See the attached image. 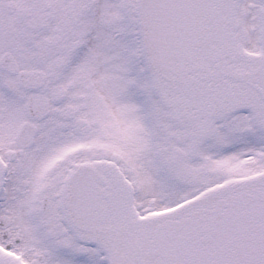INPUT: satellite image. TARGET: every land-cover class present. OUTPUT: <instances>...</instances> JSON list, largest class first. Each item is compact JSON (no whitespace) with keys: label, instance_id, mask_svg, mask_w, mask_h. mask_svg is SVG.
I'll list each match as a JSON object with an SVG mask.
<instances>
[{"label":"snow or ice","instance_id":"6c2138e0","mask_svg":"<svg viewBox=\"0 0 264 264\" xmlns=\"http://www.w3.org/2000/svg\"><path fill=\"white\" fill-rule=\"evenodd\" d=\"M0 264H264V0H0Z\"/></svg>","mask_w":264,"mask_h":264}]
</instances>
